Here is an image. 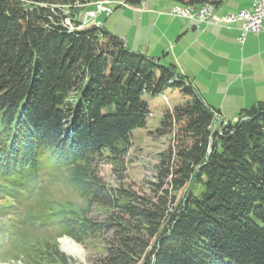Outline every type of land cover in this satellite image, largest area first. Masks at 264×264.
<instances>
[{"label": "trees", "instance_id": "16d2710c", "mask_svg": "<svg viewBox=\"0 0 264 264\" xmlns=\"http://www.w3.org/2000/svg\"><path fill=\"white\" fill-rule=\"evenodd\" d=\"M94 1L0 0V258L10 245L24 264H69L55 247L51 260L32 255L31 228L53 226L81 241L110 234L93 264H264V102L225 120L175 63L84 24L79 14ZM172 1L195 11L217 4ZM167 90L183 102L160 121L159 134L174 144L150 192L122 175L106 182L100 164L124 154L147 125L146 96ZM64 169L86 209L16 212L44 172ZM92 207L101 219L88 216Z\"/></svg>", "mask_w": 264, "mask_h": 264}, {"label": "rangeland", "instance_id": "374dc122", "mask_svg": "<svg viewBox=\"0 0 264 264\" xmlns=\"http://www.w3.org/2000/svg\"><path fill=\"white\" fill-rule=\"evenodd\" d=\"M165 1L143 0L140 4L133 5L124 4V0H96L89 5L94 6V8L89 10L90 7L88 6V9L83 10L78 18L85 21L88 10L97 11L95 17L90 16V20L123 39L131 49L135 48L138 51L141 47L145 49L144 54L153 56L152 54L156 53L159 57L161 56L160 58L165 63L172 62L182 72L186 70L187 74L194 79L193 85L199 90L204 100L218 108L223 113L225 120L236 121L242 109L249 108L258 102H264V59H255L253 67H250L248 61L242 62L244 45L241 39L244 38V33L242 32L241 36L236 37L234 41L226 38L219 40L216 32L201 37L200 33L192 31L193 21L170 13L176 8L183 9L185 7L177 3L171 5L172 1L170 0L168 1L170 4ZM234 1L237 4V0ZM250 1L252 0H239V3L247 4L251 3ZM98 3L100 4L98 5ZM99 6L104 7V10L101 11ZM214 8L212 11L216 14V8ZM198 9L196 8V10ZM240 10L226 12L219 16L236 14ZM192 20L198 21V18L195 17ZM175 21L179 26L189 25L190 29L189 33L179 38L181 40L178 43L175 42L174 38L170 40L172 34L169 26L172 25L173 27ZM67 22L70 23V19ZM225 24L227 23L219 25ZM233 35L237 36L238 34L233 33ZM220 41L225 45L221 44ZM174 47H178L179 55L182 53L179 62L172 55ZM164 49L165 51H163ZM228 58L234 59V64L229 71H227L230 66ZM236 59L240 62H235ZM260 62L263 65L258 67ZM254 66L258 67L259 70ZM146 99L152 112L147 125L133 131L130 144L124 154L118 156L117 159L101 163L99 167L100 175L106 182L115 185L119 180V175H122L125 185L141 193L150 192V183L157 180L156 166L161 162V154L169 150L174 144L170 135H160L158 132L162 116L165 111L172 110L176 104L183 102L178 91L171 92L168 90L156 96L147 95ZM67 176L66 169L44 172L34 196L24 205L17 207V210L15 207L16 212L21 213L22 211L24 213L23 209H28V212L32 206L36 212L40 204L55 209L62 206H72L78 212H82L88 207V202L75 191ZM182 193L183 191L178 193V196H182ZM92 215L99 217L98 219L102 217L98 215L95 207L89 211L88 216ZM29 234L32 237L30 241L37 242L36 246H38L32 255L37 256V251H41L39 260H51L52 257H49L47 252L50 253L49 250L55 247L65 256L69 264L95 263V260L104 253L106 240L103 236L105 238L110 237V234L107 233L99 236L87 234L81 241L75 236L59 235L58 229L53 226L48 228L33 227ZM64 238H69L80 245L83 250L82 253L71 254L65 251L63 248ZM5 251L8 257L0 258V264H10V261L13 262V260H19L20 264L28 261V258L25 256L23 258L21 255L17 259L19 250L10 245H7Z\"/></svg>", "mask_w": 264, "mask_h": 264}, {"label": "crops", "instance_id": "0c3cea01", "mask_svg": "<svg viewBox=\"0 0 264 264\" xmlns=\"http://www.w3.org/2000/svg\"><path fill=\"white\" fill-rule=\"evenodd\" d=\"M169 0H166L165 2L167 4H170V2H168ZM172 1V0H170ZM217 1V4L215 6V12L217 15H222L226 12H230V11H234V10H240L243 8H250L252 7L254 0L250 1L251 3H247V4H243V3H239V0H237V4L236 1L234 0H215ZM175 2L172 1L173 5ZM183 6V5H182ZM177 17V16H176ZM160 19V18H159ZM187 19V18H186ZM190 21L194 22V26L192 28V31L195 33H200L201 37H205L208 33L211 32H216V36L219 38V40L221 38H226L228 40L234 41V39L236 40V37L241 36L242 31V22H240V24H238L239 22H233L228 24V26L225 25H219V24H214L212 22L206 23V24H200L198 23V21L195 20H191L188 19ZM189 25L186 26H179L177 25L176 21L173 23V27L172 25L169 26L170 32L172 34V37L170 40H173L172 38L175 39V42L178 43L180 42L179 38H181L183 35L189 33L190 29L188 27ZM233 33H237V36H234ZM241 41L243 42L244 47L242 48V53L244 54L242 62L245 63L246 61H248V63L251 65L250 67H253L254 65V60L255 59H264V33H259V34H255V33H247L244 35V38L241 39ZM221 42V41H220ZM221 44H224L223 42H221ZM225 45V44H224ZM248 47V48H246ZM141 51H137L140 53L145 52V49L139 47ZM178 47H174V53L172 52V55L174 57V59L176 61L180 60V56L182 55V53L179 55L180 52L177 51ZM136 51L135 48H132ZM166 49V47H165ZM165 49L163 51H165ZM257 52V53H256ZM168 54V53H167ZM254 54V55H252ZM153 57L155 58H160L158 55L152 54ZM233 58H228V62H230V66L228 67L227 71H229L232 68V64L233 63ZM166 61V59H165ZM179 62V61H178ZM235 62H240L238 59L235 60ZM261 64L258 65V67L262 66L263 63L260 62ZM255 67V66H254ZM258 67H255L259 70ZM257 70V71H258ZM184 74H186L194 83V79H192L188 74L187 71H183ZM223 114V113H222ZM237 119V118H236Z\"/></svg>", "mask_w": 264, "mask_h": 264}, {"label": "built area", "instance_id": "2783aa9c", "mask_svg": "<svg viewBox=\"0 0 264 264\" xmlns=\"http://www.w3.org/2000/svg\"><path fill=\"white\" fill-rule=\"evenodd\" d=\"M102 9L101 11H103ZM171 14L185 17L189 19V13H197L198 15V23H209L212 22L214 24L221 23H233L236 21L242 22V31L245 34L247 33H264V0L254 1L252 7L243 8L236 14H228L224 16H219L214 14V11H210V18H202L201 10L196 12H187V11H172ZM97 15V11H89L87 16L95 17ZM95 23L91 20V23L84 24H92ZM81 26V25H80ZM78 26V27H80ZM73 28V25L70 26Z\"/></svg>", "mask_w": 264, "mask_h": 264}, {"label": "bare ground", "instance_id": "6f19581e", "mask_svg": "<svg viewBox=\"0 0 264 264\" xmlns=\"http://www.w3.org/2000/svg\"><path fill=\"white\" fill-rule=\"evenodd\" d=\"M256 1H260V0H256ZM123 3L125 4L126 2H123ZM99 4L100 3H98V5ZM101 5L104 6V4H101ZM99 8L102 10L104 7L99 6ZM212 8H213V6L206 4V5L201 6V8L198 11L201 10V17L202 18H209L210 17V11H212ZM182 10L187 11V12H196L194 10V7H185L183 9H179V8L175 9V11H182ZM86 15H88V12ZM86 17H87V19L84 21V23H91L90 16H86ZM195 17L198 18L197 13H189V18H191V20ZM92 24H94V23H92ZM82 26H84V25H81V27ZM63 248L65 251H67L68 253H71V254H76V253L80 254L83 251L80 245L76 244V242H74L73 240H71L69 238L63 239Z\"/></svg>", "mask_w": 264, "mask_h": 264}]
</instances>
